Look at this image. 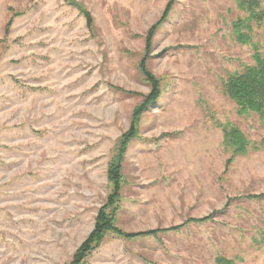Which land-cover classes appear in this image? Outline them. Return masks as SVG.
<instances>
[{
    "label": "rangeland",
    "instance_id": "rangeland-1",
    "mask_svg": "<svg viewBox=\"0 0 264 264\" xmlns=\"http://www.w3.org/2000/svg\"><path fill=\"white\" fill-rule=\"evenodd\" d=\"M170 1L148 58L161 91L125 153L117 225L181 227L111 231L83 264H264V122L222 90L264 51V27L241 42L237 0H0V264H70L93 231L152 89L139 68L147 33ZM228 122L257 146L232 163Z\"/></svg>",
    "mask_w": 264,
    "mask_h": 264
},
{
    "label": "trees",
    "instance_id": "trees-1",
    "mask_svg": "<svg viewBox=\"0 0 264 264\" xmlns=\"http://www.w3.org/2000/svg\"><path fill=\"white\" fill-rule=\"evenodd\" d=\"M241 9L248 12L246 17V25L239 24L237 31L238 38L243 43H248L252 40L250 32L253 30V22L258 26L264 27V0H237ZM78 7L80 12L84 14L87 20V26L90 30L94 29V18L92 14L80 3H72ZM172 8V1H170L164 11L163 16L158 23L151 27L146 37L145 54L142 57L139 68L144 76V79L151 85V92L144 96L143 100L134 108L131 126L128 131L124 132L120 138L118 153L114 160L109 165L108 181L112 185L111 192L108 195L106 203L99 209L96 217V224L93 231L89 234L86 240L79 246L74 253L70 264H83L91 254V252L98 248L107 234L111 231L116 232L119 236L128 238L153 235L157 236L159 233L178 229L181 226H172L170 228H157L141 232H125L117 225L118 201L121 195V189L124 183L123 163L125 160L126 150L131 142L138 135V120L139 117L154 104L160 95L161 87L159 79L152 73L148 67V58L152 48V41L158 25L163 21L169 10ZM21 14L20 11H15L14 16ZM13 18L8 22L7 28H10ZM242 27L250 30L243 32ZM255 63L247 64L243 70L230 71L226 78L222 81V90L235 104L238 112L245 116L249 114H257L264 122V51H259L254 55ZM224 133L225 143L227 147L232 150V156L228 163L233 162V157L241 154H247L250 148L257 149L255 143L246 137L240 127L231 122L219 124ZM112 208V211H110ZM210 217L196 218L193 221H206ZM218 264H238L236 259L219 256L217 258Z\"/></svg>",
    "mask_w": 264,
    "mask_h": 264
}]
</instances>
